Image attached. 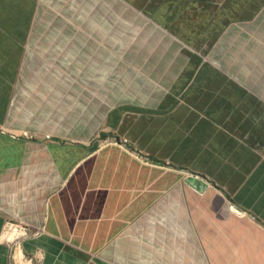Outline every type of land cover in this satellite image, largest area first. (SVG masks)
I'll return each instance as SVG.
<instances>
[{
	"label": "crops",
	"instance_id": "obj_1",
	"mask_svg": "<svg viewBox=\"0 0 264 264\" xmlns=\"http://www.w3.org/2000/svg\"><path fill=\"white\" fill-rule=\"evenodd\" d=\"M237 1L264 8L0 0V234L42 230L32 264H264V50Z\"/></svg>",
	"mask_w": 264,
	"mask_h": 264
},
{
	"label": "built area",
	"instance_id": "obj_2",
	"mask_svg": "<svg viewBox=\"0 0 264 264\" xmlns=\"http://www.w3.org/2000/svg\"><path fill=\"white\" fill-rule=\"evenodd\" d=\"M20 137L25 139H33V135L29 134L28 132H23ZM125 142V141H124ZM103 144H117L116 140L111 139L109 141H104ZM142 162L148 164L147 160L141 159ZM42 230L33 228L28 223L24 222L23 220L8 215L5 217L2 231L0 234V243L5 244L11 250V261L12 264H17V253L18 251L22 255V257L32 264L31 258L27 257L22 249V243L25 240L37 237Z\"/></svg>",
	"mask_w": 264,
	"mask_h": 264
},
{
	"label": "trees",
	"instance_id": "obj_3",
	"mask_svg": "<svg viewBox=\"0 0 264 264\" xmlns=\"http://www.w3.org/2000/svg\"><path fill=\"white\" fill-rule=\"evenodd\" d=\"M249 1V0H246ZM252 1V0H251ZM255 1V0H253ZM256 4H261L262 1L257 0ZM258 10L246 8L244 4H238L237 1V11L231 12V17L235 16L238 19H243L246 17L250 19L257 14ZM244 35L251 38V41L248 43V49L253 51L256 49L257 45H260L262 50H264V8L263 10L257 15L254 22L251 24H244L242 26H237V34ZM240 46V41L237 44V47ZM246 51V49H243ZM237 55H240V49L237 48ZM238 61L240 59H237Z\"/></svg>",
	"mask_w": 264,
	"mask_h": 264
},
{
	"label": "rangeland",
	"instance_id": "obj_4",
	"mask_svg": "<svg viewBox=\"0 0 264 264\" xmlns=\"http://www.w3.org/2000/svg\"><path fill=\"white\" fill-rule=\"evenodd\" d=\"M249 1H251V0H249ZM253 1V0H252ZM261 1V0H260ZM263 4H264V2H263ZM260 5V4H259ZM259 13V12H258ZM243 19H247L246 17H243ZM125 141V142H124ZM117 142H121L122 144H126L127 143V139L126 138H118V140H117ZM10 250V249H9ZM19 252V251H18ZM10 257H11V250H10ZM10 260H11V258H10ZM20 260V261H19ZM12 262V261H11ZM26 262V260L21 256V254H20V252L18 253V255H17V264H26L25 263Z\"/></svg>",
	"mask_w": 264,
	"mask_h": 264
},
{
	"label": "water",
	"instance_id": "obj_5",
	"mask_svg": "<svg viewBox=\"0 0 264 264\" xmlns=\"http://www.w3.org/2000/svg\"><path fill=\"white\" fill-rule=\"evenodd\" d=\"M190 182H191L192 186H194L195 188L201 189L200 188V183L196 179H191Z\"/></svg>",
	"mask_w": 264,
	"mask_h": 264
},
{
	"label": "bare ground",
	"instance_id": "obj_6",
	"mask_svg": "<svg viewBox=\"0 0 264 264\" xmlns=\"http://www.w3.org/2000/svg\"><path fill=\"white\" fill-rule=\"evenodd\" d=\"M20 261V260H19Z\"/></svg>",
	"mask_w": 264,
	"mask_h": 264
}]
</instances>
